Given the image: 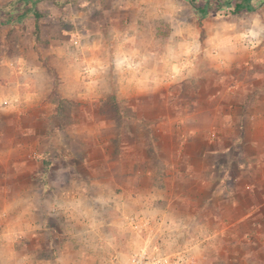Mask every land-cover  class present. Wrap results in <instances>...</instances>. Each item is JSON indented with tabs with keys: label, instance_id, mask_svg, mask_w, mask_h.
<instances>
[{
	"label": "rangeland",
	"instance_id": "1",
	"mask_svg": "<svg viewBox=\"0 0 264 264\" xmlns=\"http://www.w3.org/2000/svg\"><path fill=\"white\" fill-rule=\"evenodd\" d=\"M12 2L0 0V8L10 11ZM253 3L252 13L225 7L200 20L187 0H41L37 22L29 16L0 27V63L19 54L36 58L29 67L39 83L37 93L0 87V133L10 138L32 130L43 142L56 138L49 145L53 161L23 164L32 177L21 166L0 172V264H129L142 252L160 264H264V170L252 173L259 199L249 196L247 176L220 177L222 166L253 163L245 157L258 158L264 141L246 144L233 161L209 153L211 128L189 144L161 131L210 125L207 115L197 117L212 104L214 125L237 128L238 111L226 109L232 99L217 102L224 87L261 84L253 76L264 71V0ZM57 56L65 59L57 69L69 92L55 75L48 98L60 109L45 124L43 58ZM222 111L235 123L222 121ZM185 162L203 168L208 182L201 184L198 173L195 183L156 188L157 175L171 173L167 166L182 170ZM46 163L54 164L50 178L61 191L86 183L93 204L61 200L53 207L67 213L48 215ZM185 194L196 202L182 201Z\"/></svg>",
	"mask_w": 264,
	"mask_h": 264
},
{
	"label": "crops",
	"instance_id": "2",
	"mask_svg": "<svg viewBox=\"0 0 264 264\" xmlns=\"http://www.w3.org/2000/svg\"><path fill=\"white\" fill-rule=\"evenodd\" d=\"M0 27L4 28L6 26L2 25ZM50 60H52V58L48 59L47 61L46 59L44 60L43 58L42 116H43V123L45 124H49L50 120H53L56 117L55 115L59 111L58 109H60L59 103L57 105L55 104L53 105V103L49 101L48 98L49 96L48 93L55 90V79H54L55 75H58L57 77H59L58 82L60 83L59 86L61 87V89H63L64 91H66L65 89L68 90V87L65 86V83L67 84L68 80L65 78V76H63V73L60 72L61 69H57L59 67L63 68L61 64L65 59L61 58V56H57L56 59L52 60V63L55 62L57 65L55 72L50 71V66H51ZM34 61H36V58L35 59L34 57L28 58L20 54L17 55L15 59L9 60L8 64H5L2 61L0 63V66L5 69L6 73H1L0 70V87L12 88L13 90L19 93L21 91L24 93L26 92L37 93L38 84H39L35 78L37 72L35 69L29 67V64L31 62L34 63ZM255 61L254 63H259V62L261 63L260 69H264V62H261L259 60H258L259 62H255ZM253 78L256 81H260L261 84L251 85V87L243 88V89L235 85L230 87H224L223 88L224 95L221 98L222 102H217L218 105H224L223 103L227 100V98L232 99L230 104H227L226 109L238 111V115H237L238 120H236L237 122L236 123L234 122L235 117L232 116V114L229 111L226 112L222 111V114L219 117L222 118L221 120L225 122L232 120L235 124H237V128L234 129L232 127L226 126L224 125V122L222 124H219L218 126L214 125L215 123H212V120L214 118L212 117L215 114H213V112L210 110H212L211 108H215V105L212 104L211 108L209 107L207 110L204 109L203 112L202 111L199 112L200 113L198 114L199 117H197V118H201L200 116H202V114L207 115L208 118L210 119L209 121L210 125L204 127H195L193 129H189L187 127L186 129H183L182 132L179 131L173 132L170 128H168L167 131L161 129V131L163 132L162 134H167L169 137H171L172 141L173 140L175 141L179 138H183L189 144L191 142L204 140L206 138L203 137L204 132H206L207 128H211L210 130L214 131L216 133V136H215V141H213L215 146L213 149H210L211 152L209 153H213L218 156L222 155L225 157H229L231 159L233 158V161L237 160L234 157L237 156L239 150L244 148L246 144L249 148H251V143H252V147H254L256 141L258 140L264 141V71L257 72L253 76ZM20 79L22 81H20ZM64 97L65 96L62 95L60 99H64ZM210 99L212 98L210 97ZM49 103L51 104V107ZM24 107L27 108V104H25ZM26 117L27 116L24 115V119H30L31 121L33 119ZM193 118H188L187 124H191ZM214 120H216V118ZM1 121L5 123V119L0 118V124ZM9 125H15V124L10 123ZM44 138L45 136L41 135L39 132L37 133L32 130L19 131L18 133L13 134L10 138H7L2 133H0V143L3 142L2 144H4V146L2 147L3 149L1 150L0 148V172L5 170L4 167H6L8 172H12V173L16 172L17 166H21L23 168L24 163L32 162V160L39 157H43V161H53L54 158L52 156V153L49 151V147H50L49 145H50V141H52V143L54 144L56 138L51 139L50 141L47 142H43ZM208 141L209 140H207V142ZM41 144L43 145V149H44L42 154L39 148V145ZM243 153L246 152H242V154ZM156 154L159 156V153ZM183 155H188V154H183ZM17 158L21 160L17 162L16 161ZM58 158L62 159V161H66L69 159V157L66 155L59 156ZM245 159H249V160L255 159V161L253 160V163H249L247 166H243V161L237 162L235 164L232 163L231 168L222 166L220 177L223 174L228 173L229 171H231V173H235V174L237 173L238 178H240V176L242 175L247 176L248 178L247 187H249V193H248L249 196L252 197L253 195L256 197V199H259L260 194L259 192L256 191H259L260 187L256 186L255 184L251 185L255 183L252 173L254 171L259 172V170L260 171L264 170V150L261 152L258 158L252 156V154H247ZM35 163H37V161H35ZM44 163L45 162H43V164ZM46 164L48 168L46 172L49 174V180L46 182L45 186L43 185V203L49 205V207H47L49 211L48 215L64 216L67 213L65 212V210L60 211L56 207H53L54 203L55 204L62 203L61 200H68L72 204H77V203L88 204V205L93 204V202L95 201L94 200L95 196L89 191H87L86 183L78 181L73 187L66 188L67 190L61 191L62 186L57 182L54 183L50 178V174L57 171L54 167V164L53 165H50L49 163ZM173 167L174 166H170V167L167 166L168 169H171V173L170 171H168V174L166 176L162 174L157 175V184H158V186L156 187L157 189L168 188L167 183H170L172 185L173 181L175 182V187H179L182 184L185 185L186 183H190V184L195 183L196 182L195 178L198 173L200 174V177H197V180H200L201 184L208 182V175L204 172L203 168L194 167L193 165H189L186 162L185 165L182 167L183 168L182 170L179 169L177 170L176 167L174 170ZM217 168L219 169V167H216V169ZM258 172H254V173H258ZM23 173H27V176L32 177V172L28 168L27 170L23 168ZM152 175L155 177L153 172ZM139 182L141 183V181ZM152 186H154V184ZM192 198H193L192 195L185 194L182 198L183 199L182 201L195 203L197 199L192 200ZM231 205L235 206L238 205V203L235 202L234 199L232 198ZM262 205H264V203ZM71 215L74 214L71 213ZM250 216L251 214L247 212L238 221L248 219Z\"/></svg>",
	"mask_w": 264,
	"mask_h": 264
},
{
	"label": "trees",
	"instance_id": "3",
	"mask_svg": "<svg viewBox=\"0 0 264 264\" xmlns=\"http://www.w3.org/2000/svg\"><path fill=\"white\" fill-rule=\"evenodd\" d=\"M41 0H13L12 10L6 12L0 8V25L20 24L29 16L37 22L40 14L37 5ZM200 20L209 14L217 13L222 8L229 7L230 14H247L257 10L254 5L257 0H187ZM36 28L38 26L36 25Z\"/></svg>",
	"mask_w": 264,
	"mask_h": 264
},
{
	"label": "built area",
	"instance_id": "4",
	"mask_svg": "<svg viewBox=\"0 0 264 264\" xmlns=\"http://www.w3.org/2000/svg\"><path fill=\"white\" fill-rule=\"evenodd\" d=\"M160 261H154L148 257L145 252L134 254L129 264H160Z\"/></svg>",
	"mask_w": 264,
	"mask_h": 264
}]
</instances>
